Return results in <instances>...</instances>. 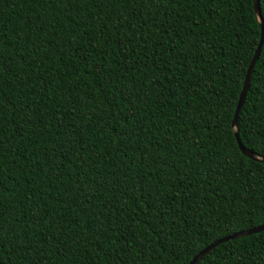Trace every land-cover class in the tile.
I'll list each match as a JSON object with an SVG mask.
<instances>
[{"label": "trees", "instance_id": "1", "mask_svg": "<svg viewBox=\"0 0 264 264\" xmlns=\"http://www.w3.org/2000/svg\"><path fill=\"white\" fill-rule=\"evenodd\" d=\"M260 34L253 0H0V264H187L264 224L232 126ZM236 127L263 158L264 42ZM194 264H264V230Z\"/></svg>", "mask_w": 264, "mask_h": 264}, {"label": "water", "instance_id": "2", "mask_svg": "<svg viewBox=\"0 0 264 264\" xmlns=\"http://www.w3.org/2000/svg\"><path fill=\"white\" fill-rule=\"evenodd\" d=\"M253 5H254L255 13L257 14V16H258V18L260 20V27H261L260 40H259V43H258V45H257V47L255 49L254 55H253L249 65H248L246 73H245L243 85H242L241 91L239 93V98H238V101H237V104H236V108H235V112H234L233 119H232V126L236 129L235 138H236L238 147L241 150V152L244 155H246V156H248V157H250V158H252L254 160H260V161L264 162V157L261 158L259 156H256L252 151L248 150L242 144V142H241V140L239 138L238 132H237V127H236V125H237V116H238V113L240 111V108H241V105L243 103V100L245 98L247 89L249 87V83H250V79H251V73H252L253 67L255 65V62H256V60H257V58L259 56V53H260V50H261V46H262V44L264 42V27H263L261 14H260V9H259V0H253ZM261 230H264V224L258 225L256 227H253V228L248 229V230L238 231V232H235V233H233V234H231L229 236L217 239L214 242H212L211 244H209L206 247H204L203 249H201L198 253H196L187 264H194L198 259H200L210 249H212L213 247H215L216 245H218L219 243H221L223 241H226V240H229V239H233V238H237V237H242V236H245V235H248V234H251V233H255V232H258V231H261Z\"/></svg>", "mask_w": 264, "mask_h": 264}]
</instances>
